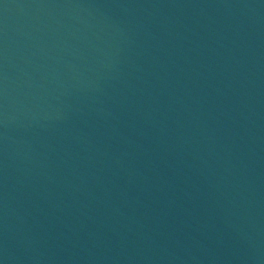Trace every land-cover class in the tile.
<instances>
[{
	"label": "water",
	"instance_id": "water-1",
	"mask_svg": "<svg viewBox=\"0 0 264 264\" xmlns=\"http://www.w3.org/2000/svg\"><path fill=\"white\" fill-rule=\"evenodd\" d=\"M0 264H264V0H0Z\"/></svg>",
	"mask_w": 264,
	"mask_h": 264
}]
</instances>
